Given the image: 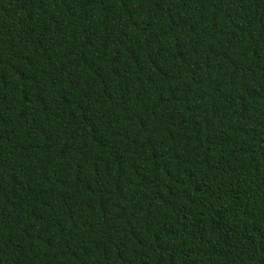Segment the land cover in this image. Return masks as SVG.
Returning <instances> with one entry per match:
<instances>
[{
	"label": "trees",
	"instance_id": "obj_1",
	"mask_svg": "<svg viewBox=\"0 0 264 264\" xmlns=\"http://www.w3.org/2000/svg\"><path fill=\"white\" fill-rule=\"evenodd\" d=\"M0 264H264V0H0Z\"/></svg>",
	"mask_w": 264,
	"mask_h": 264
}]
</instances>
